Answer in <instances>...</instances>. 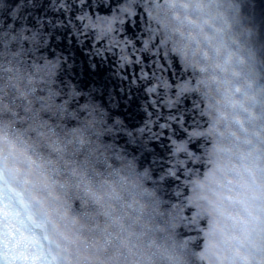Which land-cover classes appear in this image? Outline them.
<instances>
[{"label": "clouds", "instance_id": "obj_1", "mask_svg": "<svg viewBox=\"0 0 264 264\" xmlns=\"http://www.w3.org/2000/svg\"><path fill=\"white\" fill-rule=\"evenodd\" d=\"M124 2L198 82L200 166L176 201L105 139L104 101L79 118L57 103L56 29L108 0H0V29L22 6L43 37L13 50L0 31V264H264V18L251 0Z\"/></svg>", "mask_w": 264, "mask_h": 264}, {"label": "snow or ice", "instance_id": "obj_2", "mask_svg": "<svg viewBox=\"0 0 264 264\" xmlns=\"http://www.w3.org/2000/svg\"><path fill=\"white\" fill-rule=\"evenodd\" d=\"M57 2L59 3V0ZM67 8L65 3L61 11ZM102 12L105 15L74 14L72 21L76 33L82 42H86L85 46L93 56L114 60L116 66L124 73H127L129 68L137 69L138 71L131 73L130 78L134 77L133 82L139 86L146 101L142 127L129 130L125 128L123 121H113L108 117L107 123L112 127L105 139L120 147L119 141H115L112 136L113 132L119 130L118 135L122 139L125 134L132 138L141 135L150 136L152 140L163 143L164 151L160 153V159L155 162L146 161L147 171L158 188L175 187L173 199L179 201L187 192L188 180L200 166L199 156L203 151L204 139L202 129L207 127L203 105L198 102V94L192 88L198 82L193 72L177 61L167 41L159 33L158 26H153L150 15L145 17V22L141 25L140 17L132 16L124 0H108V7L106 10L102 8ZM24 16L23 7H16L13 16L8 19V23L12 25L11 29L8 24L0 29L7 33L5 40L11 36L18 37L12 46L13 50L20 46L19 31H23L29 38L23 41L24 48L29 47V40L40 36L38 25L31 18L25 20ZM53 23L56 21L53 20ZM133 23L135 31L129 27V24ZM129 32L131 36L128 35ZM40 40L43 42L42 36ZM2 47L3 45H0V48ZM63 59L62 53L58 61H53V65L60 62L59 67L65 70ZM57 79L64 84L62 77L58 76ZM60 92L57 103H67L69 109L74 107L73 117L88 115L89 105L94 102V98L85 96L73 84H64ZM96 115L99 116L100 113L97 112ZM71 123H76V119ZM135 151L133 149V152ZM118 155H127L126 149L120 148ZM133 158L135 159L134 156ZM139 163L142 168L145 166V163ZM5 215L0 196V228L3 227Z\"/></svg>", "mask_w": 264, "mask_h": 264}, {"label": "water", "instance_id": "obj_3", "mask_svg": "<svg viewBox=\"0 0 264 264\" xmlns=\"http://www.w3.org/2000/svg\"><path fill=\"white\" fill-rule=\"evenodd\" d=\"M251 11L257 16L264 18V4H259L256 0H251ZM73 13L72 15H74ZM53 15H55L53 13ZM105 15V13H101ZM63 17V14H61ZM142 25V21H140ZM135 31V24H129ZM131 36V33H128ZM75 30V24L65 23L56 29V49L60 50L65 57V76L72 84L78 88L85 96H91L96 100L104 101L108 116L113 121L119 116L124 122L125 128L135 130L142 127V119L146 109L144 94L139 86L135 84L133 71L137 69L129 68L127 73L121 72L114 60L93 56L90 49L85 46ZM57 45L60 47L58 48ZM117 132L112 136L115 141H119L120 146L125 148L127 154L134 156L138 162H155L160 159V153L164 151V144L159 140H152L150 136L138 135L136 138L125 134L122 139ZM133 149L136 151L133 152ZM116 163V161H113ZM175 195L176 189H171ZM192 210H186L190 214Z\"/></svg>", "mask_w": 264, "mask_h": 264}]
</instances>
